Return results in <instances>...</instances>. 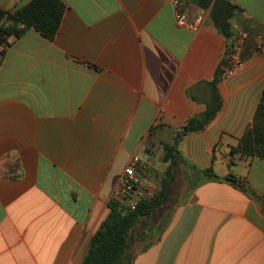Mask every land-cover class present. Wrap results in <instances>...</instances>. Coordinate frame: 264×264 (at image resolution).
Segmentation results:
<instances>
[{"label": "crops", "instance_id": "0c3cea01", "mask_svg": "<svg viewBox=\"0 0 264 264\" xmlns=\"http://www.w3.org/2000/svg\"><path fill=\"white\" fill-rule=\"evenodd\" d=\"M62 1L55 38L31 28L0 65V264H82L129 161L144 163L142 197L158 193L143 172L169 167L164 146L206 110L226 64L228 41L210 17L191 31L164 0ZM227 1L241 10L234 27L261 35L248 36L244 68L218 81L215 119L180 141L175 169L195 183L132 264H264V160L230 155L264 93V0Z\"/></svg>", "mask_w": 264, "mask_h": 264}, {"label": "trees", "instance_id": "16d2710c", "mask_svg": "<svg viewBox=\"0 0 264 264\" xmlns=\"http://www.w3.org/2000/svg\"><path fill=\"white\" fill-rule=\"evenodd\" d=\"M186 2L199 8L210 9V20L227 39L226 51L229 52L235 40L234 21L241 12L240 8L227 0H186ZM65 8L62 0H31L20 8L0 9V65L12 40L20 38L31 28L49 40H53L60 28ZM243 28L248 31L251 38L256 39L261 35L247 26ZM219 73L220 67L216 71L215 79L211 82V96L206 102V110L200 115L190 117L186 124L177 130L174 144L164 146L163 161L168 163L169 167L159 192L138 199L134 210L117 199H111L110 212L93 235L82 264L133 263L134 256L130 253V249L134 231L137 224L144 219L147 221L165 203L169 194L170 179L180 161L178 149L180 141L189 134L204 130L215 119L222 107L217 87L220 81ZM236 154H240V157H259L264 160V93L252 124L238 145L230 150V155ZM202 173L205 178L224 179L248 191L232 174L220 178L211 169L202 170Z\"/></svg>", "mask_w": 264, "mask_h": 264}, {"label": "built area", "instance_id": "2783aa9c", "mask_svg": "<svg viewBox=\"0 0 264 264\" xmlns=\"http://www.w3.org/2000/svg\"><path fill=\"white\" fill-rule=\"evenodd\" d=\"M169 4L175 15L177 24L191 31H198L207 21L210 15V9L197 7L194 12L193 9L187 4L186 0H164ZM235 40L230 51L224 55L226 64L220 68L219 80H226L231 78L237 72L241 71L246 60L243 57V48L249 36L247 30L241 27H234ZM240 154H236L235 157ZM144 166V163L139 157L134 156L124 171L118 178L117 187L112 194V199L121 201L124 205L128 206L131 210L136 209V201L142 197V192H139V185L141 183L138 171ZM138 192L139 198L136 200L130 199V196Z\"/></svg>", "mask_w": 264, "mask_h": 264}, {"label": "rangeland", "instance_id": "374dc122", "mask_svg": "<svg viewBox=\"0 0 264 264\" xmlns=\"http://www.w3.org/2000/svg\"><path fill=\"white\" fill-rule=\"evenodd\" d=\"M141 159H145L147 155L143 152L139 155ZM166 166L162 161L156 164L155 167L147 169L143 172V177L147 185V191L150 194L157 192L162 185V181L166 175ZM195 183V178L188 177V174L183 166H179L173 172L169 184V195L164 205L149 219H144L143 222L137 224L134 231L130 253L135 254L141 251L146 245L154 240L163 224L166 222L171 211L178 201L182 198L187 188ZM147 222V224H145ZM144 224L146 226H144ZM155 228V229H154Z\"/></svg>", "mask_w": 264, "mask_h": 264}]
</instances>
